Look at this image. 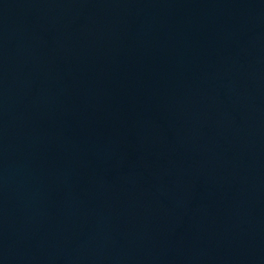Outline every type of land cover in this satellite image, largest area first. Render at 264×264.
<instances>
[{
	"label": "water",
	"instance_id": "1",
	"mask_svg": "<svg viewBox=\"0 0 264 264\" xmlns=\"http://www.w3.org/2000/svg\"><path fill=\"white\" fill-rule=\"evenodd\" d=\"M0 264H264V0H0Z\"/></svg>",
	"mask_w": 264,
	"mask_h": 264
}]
</instances>
